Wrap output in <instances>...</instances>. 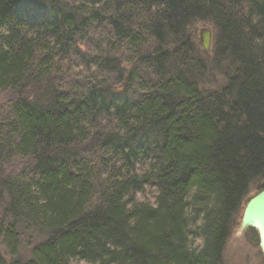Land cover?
<instances>
[{
  "label": "trees",
  "instance_id": "16d2710c",
  "mask_svg": "<svg viewBox=\"0 0 264 264\" xmlns=\"http://www.w3.org/2000/svg\"><path fill=\"white\" fill-rule=\"evenodd\" d=\"M20 1L0 0V264H223L264 187V0Z\"/></svg>",
  "mask_w": 264,
  "mask_h": 264
},
{
  "label": "rangeland",
  "instance_id": "374dc122",
  "mask_svg": "<svg viewBox=\"0 0 264 264\" xmlns=\"http://www.w3.org/2000/svg\"><path fill=\"white\" fill-rule=\"evenodd\" d=\"M36 8L35 4L31 0H21L17 6L14 7V10L19 14V15H24V16H29L26 12H30ZM20 10V12L17 11ZM207 27L211 30V27L209 23H201L199 21L193 23L189 28H188V33L191 35L192 40L197 43L198 50L202 51V56L204 57V60L207 65H209V70L206 73L207 74V79L205 80V85H203L202 90L206 88V90H210L212 87L219 86L221 82L220 74L218 71L215 70V68L212 66L213 65V53L211 50L212 46V37H211V43H210V50L208 52H205L199 42V29ZM205 87V88H204ZM5 100V95H3L0 98V102ZM263 182L261 180H254L250 182L248 185L247 189V194L243 198L251 197L255 193H257V187L262 184ZM151 196V195H148ZM151 198V197H150ZM243 200L241 207L239 208L238 212L235 215L234 222L230 231V235L226 241V244L224 246L223 250V264H264V255L261 253L259 246H258V237L257 233L255 230L248 228L246 229L242 234L238 233V224L240 221L242 209H243ZM255 232L254 238L253 236L251 237L252 233ZM256 235V236H255ZM0 249L2 253H4L5 259L10 262L12 259L10 255L4 251L3 247L0 246ZM21 259L27 258V254L24 250H21L20 256Z\"/></svg>",
  "mask_w": 264,
  "mask_h": 264
},
{
  "label": "water",
  "instance_id": "95a60500",
  "mask_svg": "<svg viewBox=\"0 0 264 264\" xmlns=\"http://www.w3.org/2000/svg\"><path fill=\"white\" fill-rule=\"evenodd\" d=\"M199 42L205 52L210 50L211 31L207 27L199 29ZM238 233L254 229L258 236V246L264 255V188L243 200V209L238 224Z\"/></svg>",
  "mask_w": 264,
  "mask_h": 264
},
{
  "label": "bare ground",
  "instance_id": "6f19581e",
  "mask_svg": "<svg viewBox=\"0 0 264 264\" xmlns=\"http://www.w3.org/2000/svg\"><path fill=\"white\" fill-rule=\"evenodd\" d=\"M260 190H261V189H260ZM260 190H259V191H260Z\"/></svg>",
  "mask_w": 264,
  "mask_h": 264
}]
</instances>
